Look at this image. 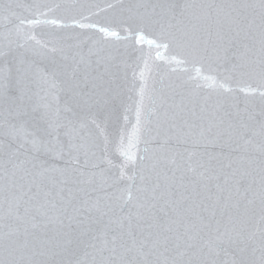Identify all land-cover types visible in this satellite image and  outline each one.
Returning <instances> with one entry per match:
<instances>
[{
    "label": "snow or ice",
    "instance_id": "obj_1",
    "mask_svg": "<svg viewBox=\"0 0 264 264\" xmlns=\"http://www.w3.org/2000/svg\"><path fill=\"white\" fill-rule=\"evenodd\" d=\"M35 7L0 0V264H264V0L127 6L141 23L168 18L148 43L175 44L177 63L211 58L259 88L212 99L169 85L149 106L141 87L118 175L91 126L120 105L119 74L27 35L18 13Z\"/></svg>",
    "mask_w": 264,
    "mask_h": 264
},
{
    "label": "water",
    "instance_id": "obj_2",
    "mask_svg": "<svg viewBox=\"0 0 264 264\" xmlns=\"http://www.w3.org/2000/svg\"><path fill=\"white\" fill-rule=\"evenodd\" d=\"M21 2L36 6L30 13L23 11L18 13V16L25 20L23 31L27 35L35 36L36 40L49 48L62 46L69 49V46L79 44V49L71 47L70 50L82 51L85 55L91 50L115 66L121 86V103L107 119L105 113L101 112L97 116L100 128L97 129L92 125L91 131L101 152L105 148V137H107V152L104 155L107 161L116 165L113 170L117 175L119 166L124 161L121 151L118 150L121 133L125 134L123 150L127 151L128 138L136 124L135 109L140 99L141 87L145 89V104L149 106L147 97L169 85H177L187 93L201 97L208 96L212 99L233 95L243 98L244 93L240 91L241 88H259L257 79L232 77L224 66L215 63L211 58L188 59L187 63H177V60H182L184 57L175 44L168 49L149 44V40H156L167 28L169 20L163 16L143 23L131 19L126 9L136 0H21ZM145 2L155 4L158 0H145ZM109 5L113 7L110 8ZM53 20L57 23H48ZM28 21H39V23L29 24ZM77 23L94 25V27L80 28L76 26ZM3 24L4 26L0 27V34L7 36L10 25L7 20ZM12 24H19V19L14 18ZM65 24L70 27H64ZM100 29H105L109 33L115 32L117 35L105 36ZM140 35H143L144 39L137 42V37ZM29 43L33 47H38L34 40ZM220 84H223L228 91L221 89ZM197 85L200 87L197 88ZM258 99L257 93V102ZM140 147L142 148L143 145L141 144ZM130 150L135 153L136 147L133 146ZM104 167L108 168V163H105ZM126 173L129 175L132 173L131 166L126 169Z\"/></svg>",
    "mask_w": 264,
    "mask_h": 264
}]
</instances>
